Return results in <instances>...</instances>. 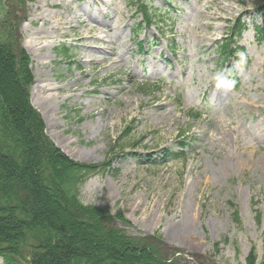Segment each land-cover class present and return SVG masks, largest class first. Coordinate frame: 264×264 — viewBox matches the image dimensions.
I'll use <instances>...</instances> for the list:
<instances>
[{"label":"rangeland","instance_id":"rangeland-1","mask_svg":"<svg viewBox=\"0 0 264 264\" xmlns=\"http://www.w3.org/2000/svg\"><path fill=\"white\" fill-rule=\"evenodd\" d=\"M142 1L27 0L30 103L128 235L264 264V0Z\"/></svg>","mask_w":264,"mask_h":264},{"label":"trees","instance_id":"trees-1","mask_svg":"<svg viewBox=\"0 0 264 264\" xmlns=\"http://www.w3.org/2000/svg\"><path fill=\"white\" fill-rule=\"evenodd\" d=\"M137 1L142 22L152 21L149 6ZM26 2L0 0V264H186L156 234L128 235L117 225L120 214L80 201L93 165L56 146L30 103V60L19 29ZM229 48L225 41L218 51L228 56ZM232 215L238 221L236 210Z\"/></svg>","mask_w":264,"mask_h":264},{"label":"bare ground","instance_id":"bare-ground-1","mask_svg":"<svg viewBox=\"0 0 264 264\" xmlns=\"http://www.w3.org/2000/svg\"><path fill=\"white\" fill-rule=\"evenodd\" d=\"M108 114H109V113H106V115H108ZM106 115H105V116H106ZM108 116H109V115H108ZM108 116H107V117H108ZM177 231H179V229H177Z\"/></svg>","mask_w":264,"mask_h":264}]
</instances>
